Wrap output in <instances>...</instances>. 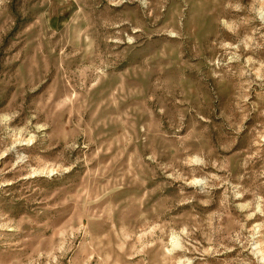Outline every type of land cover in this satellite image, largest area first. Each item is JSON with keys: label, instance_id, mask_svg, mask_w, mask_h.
I'll return each instance as SVG.
<instances>
[{"label": "rangeland", "instance_id": "1", "mask_svg": "<svg viewBox=\"0 0 264 264\" xmlns=\"http://www.w3.org/2000/svg\"><path fill=\"white\" fill-rule=\"evenodd\" d=\"M0 264H264V0H0Z\"/></svg>", "mask_w": 264, "mask_h": 264}]
</instances>
